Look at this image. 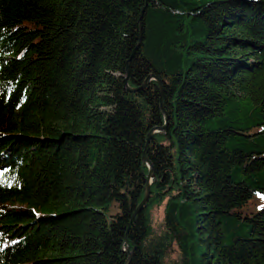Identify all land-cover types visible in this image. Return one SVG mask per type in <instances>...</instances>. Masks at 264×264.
<instances>
[{"label":"trees","instance_id":"16d2710c","mask_svg":"<svg viewBox=\"0 0 264 264\" xmlns=\"http://www.w3.org/2000/svg\"><path fill=\"white\" fill-rule=\"evenodd\" d=\"M0 264H264V0H0Z\"/></svg>","mask_w":264,"mask_h":264},{"label":"rangeland","instance_id":"374dc122","mask_svg":"<svg viewBox=\"0 0 264 264\" xmlns=\"http://www.w3.org/2000/svg\"><path fill=\"white\" fill-rule=\"evenodd\" d=\"M163 207H164V202H161L160 204L155 205L152 208V224L154 229L159 232L161 230V225H162V218H163ZM116 208L112 206L110 209V212L115 211ZM109 214V212H107ZM170 257H175L177 254L176 247L172 244L170 247V250L168 251Z\"/></svg>","mask_w":264,"mask_h":264},{"label":"water","instance_id":"95a60500","mask_svg":"<svg viewBox=\"0 0 264 264\" xmlns=\"http://www.w3.org/2000/svg\"><path fill=\"white\" fill-rule=\"evenodd\" d=\"M124 82L125 84H127V76H125L124 78ZM127 89L131 90L133 88L127 86ZM163 109V107H162ZM165 115V119L167 120V114L164 113ZM165 126H160L158 127L157 129H161V128H164ZM156 130V129H154ZM154 130L150 131L149 134H148V137L150 136L151 132H153ZM143 159L147 162L148 166H149V172L147 174V183H146V186H145V195L144 197L142 198V200L140 201V203L138 204L137 208H136V212L142 207V205L144 204V202L147 200L148 198V195H149V192H150V182H151V177H152V174H153V169H152V165L151 163L149 162V160L147 159V157L145 156V154L143 155ZM126 249H128V247H126ZM129 255H130V252H129Z\"/></svg>","mask_w":264,"mask_h":264}]
</instances>
